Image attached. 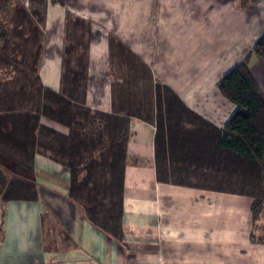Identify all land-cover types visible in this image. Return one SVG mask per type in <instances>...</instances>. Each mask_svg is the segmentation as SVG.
<instances>
[{
  "label": "crops",
  "instance_id": "obj_1",
  "mask_svg": "<svg viewBox=\"0 0 264 264\" xmlns=\"http://www.w3.org/2000/svg\"><path fill=\"white\" fill-rule=\"evenodd\" d=\"M17 2L19 57L0 82V264H264L245 157L220 143L238 106L219 89L249 58L264 91V0ZM116 155L111 232L71 188L83 158Z\"/></svg>",
  "mask_w": 264,
  "mask_h": 264
},
{
  "label": "trees",
  "instance_id": "obj_2",
  "mask_svg": "<svg viewBox=\"0 0 264 264\" xmlns=\"http://www.w3.org/2000/svg\"><path fill=\"white\" fill-rule=\"evenodd\" d=\"M45 0H35L36 11ZM255 0H251L253 2ZM253 52L264 62V33L256 42ZM249 58L227 73L219 83L222 94L238 108L227 122L221 145L244 155L245 182H254L264 190V91L252 74ZM113 148V147H112ZM83 158L86 175L73 176L71 196L85 206L89 219L107 231L116 230L122 218L123 158ZM98 166V171H97ZM96 168L95 176L89 172ZM77 170L74 172L76 174ZM98 172L101 176H98ZM77 189L79 192L77 193ZM252 210L255 218L260 214L264 200L253 191Z\"/></svg>",
  "mask_w": 264,
  "mask_h": 264
},
{
  "label": "rangeland",
  "instance_id": "obj_3",
  "mask_svg": "<svg viewBox=\"0 0 264 264\" xmlns=\"http://www.w3.org/2000/svg\"><path fill=\"white\" fill-rule=\"evenodd\" d=\"M8 0H6L7 2ZM10 1V0H9ZM242 1L246 6H251V0H240ZM5 4H2V0H0V14L5 11L6 17L4 19L0 18V82L4 80V78L11 76L14 72V59H17L19 56L14 53L13 51V34H12V28L11 23L13 21V17L15 16L16 11L18 12L21 8H19V4L17 0H11V2H7ZM22 12V10H21ZM19 15V13H18ZM85 28V26H83ZM4 32V33H3ZM3 33V34H2ZM3 35V36H2ZM6 39L5 41H2V38ZM18 51V50H17ZM29 53L25 54L26 58H30ZM31 61V60H29ZM71 69V67H68V70ZM3 70V71H2ZM263 72V73H262ZM262 72H256L258 75V78L264 82V71ZM2 83H0V86ZM85 174V173H84ZM254 177H250L245 182V190L246 191H253L255 195H257L259 198H262L264 200V190L259 186L258 183L254 182ZM260 221L258 222L254 238L260 241L264 240V202L263 206L260 208V214L258 217H261Z\"/></svg>",
  "mask_w": 264,
  "mask_h": 264
}]
</instances>
